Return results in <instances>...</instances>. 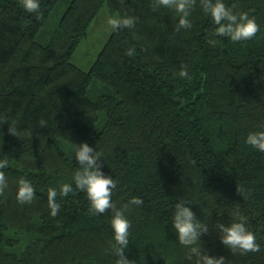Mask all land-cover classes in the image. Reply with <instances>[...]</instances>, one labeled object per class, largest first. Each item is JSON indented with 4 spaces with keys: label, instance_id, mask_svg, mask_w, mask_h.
Masks as SVG:
<instances>
[{
    "label": "trees",
    "instance_id": "obj_1",
    "mask_svg": "<svg viewBox=\"0 0 264 264\" xmlns=\"http://www.w3.org/2000/svg\"><path fill=\"white\" fill-rule=\"evenodd\" d=\"M60 1L40 0L36 14L0 0V159L8 161L0 264H116L111 209L95 214L78 189L58 194L50 214L48 189L75 188L80 142L101 153L102 171L116 180L112 200L127 205L132 222L124 255L135 264H195L173 227L179 201L207 226L201 252L264 264V152L245 142L264 128V0H224L255 17L258 32L246 41L215 34L203 0L190 9L191 27L179 29L175 10L156 0H70L52 23ZM104 5L135 22L113 29L82 70L72 54ZM20 178L35 187L31 202L15 197ZM133 196L143 203L130 204ZM237 211L260 251L221 243L217 225Z\"/></svg>",
    "mask_w": 264,
    "mask_h": 264
},
{
    "label": "clouds",
    "instance_id": "obj_2",
    "mask_svg": "<svg viewBox=\"0 0 264 264\" xmlns=\"http://www.w3.org/2000/svg\"><path fill=\"white\" fill-rule=\"evenodd\" d=\"M195 0H156V6H163L174 9L178 14L177 28L191 27L190 9ZM22 7L29 13H39L40 0H21ZM202 7L210 14L212 22L216 25L215 34L227 36L232 41H246L252 39L258 32L259 25L255 17L250 16L247 11L236 12L227 6L224 0H203ZM135 22L133 16L112 15L107 19V23L113 28L131 27ZM215 42V41H210ZM181 77H188L187 68L180 71ZM0 117V120H3ZM9 131L15 134L16 129L10 127ZM245 142L260 152H264V128H257L249 131L245 136ZM74 158L80 165L75 172L72 183H62L57 189L50 187L47 191V203L50 214L55 216L60 208L57 196L65 197L70 192L82 190L85 192L90 204V209L95 213H103L106 209H111V228L113 230L114 251L118 259L116 264H135L134 260L128 259L124 255V249L128 244L131 220L125 214L127 205L117 207L112 200V191L116 187V180L106 175L100 167L101 153L87 142L73 144ZM6 159H0V190L6 186L7 180L2 169L7 166ZM35 187L28 178L18 180L15 197L17 201L31 202L35 195ZM143 201L139 196H133L130 204L140 205ZM234 219L228 224L219 223L220 241L232 251L242 253L258 252L261 244L257 240L256 233L248 224V216L240 211L233 213ZM173 227L178 235L181 244L189 247V258L195 254V264H225L223 255L210 256L201 252L196 242L201 233L207 232V226L201 223L195 216L194 211L188 203L179 201L174 205V212L171 217Z\"/></svg>",
    "mask_w": 264,
    "mask_h": 264
},
{
    "label": "rangeland",
    "instance_id": "obj_3",
    "mask_svg": "<svg viewBox=\"0 0 264 264\" xmlns=\"http://www.w3.org/2000/svg\"><path fill=\"white\" fill-rule=\"evenodd\" d=\"M70 0H61L56 12L53 14L52 23H57L61 14L68 6ZM111 13L106 5L102 6L91 22L86 35L80 40L74 50L71 62L82 70H87L96 59L113 28L107 23Z\"/></svg>",
    "mask_w": 264,
    "mask_h": 264
}]
</instances>
